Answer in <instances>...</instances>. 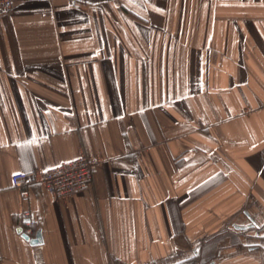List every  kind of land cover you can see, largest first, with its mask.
Segmentation results:
<instances>
[{"label":"crops","instance_id":"obj_1","mask_svg":"<svg viewBox=\"0 0 264 264\" xmlns=\"http://www.w3.org/2000/svg\"><path fill=\"white\" fill-rule=\"evenodd\" d=\"M12 3L0 264H264V0ZM80 156L87 188L20 203L14 174Z\"/></svg>","mask_w":264,"mask_h":264},{"label":"built area","instance_id":"obj_2","mask_svg":"<svg viewBox=\"0 0 264 264\" xmlns=\"http://www.w3.org/2000/svg\"><path fill=\"white\" fill-rule=\"evenodd\" d=\"M76 2L79 0H70ZM13 8L12 0H0V16ZM99 163L86 156H80L50 168L39 175L35 173H17L11 177L13 188L17 191L19 201L27 205L30 201V187L40 185L54 200L77 194L89 186L97 171ZM26 236L33 235L34 223L29 211L23 213Z\"/></svg>","mask_w":264,"mask_h":264},{"label":"water","instance_id":"obj_3","mask_svg":"<svg viewBox=\"0 0 264 264\" xmlns=\"http://www.w3.org/2000/svg\"><path fill=\"white\" fill-rule=\"evenodd\" d=\"M19 234H21V229L18 230ZM22 239H24L31 247H39L42 245V236L41 231H37L34 238H30L24 234L21 235Z\"/></svg>","mask_w":264,"mask_h":264}]
</instances>
